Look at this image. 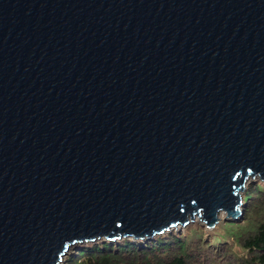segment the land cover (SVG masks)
<instances>
[{
	"label": "water",
	"instance_id": "95a60500",
	"mask_svg": "<svg viewBox=\"0 0 264 264\" xmlns=\"http://www.w3.org/2000/svg\"><path fill=\"white\" fill-rule=\"evenodd\" d=\"M264 182V0H0V264L150 238Z\"/></svg>",
	"mask_w": 264,
	"mask_h": 264
},
{
	"label": "trees",
	"instance_id": "16d2710c",
	"mask_svg": "<svg viewBox=\"0 0 264 264\" xmlns=\"http://www.w3.org/2000/svg\"><path fill=\"white\" fill-rule=\"evenodd\" d=\"M243 195L240 220L222 221L228 231L224 241L232 240L242 253L233 256V246L223 248L218 233L205 237L206 226L198 222L186 234L172 230L150 238L77 242L61 264H264V182L254 180Z\"/></svg>",
	"mask_w": 264,
	"mask_h": 264
},
{
	"label": "rangeland",
	"instance_id": "374dc122",
	"mask_svg": "<svg viewBox=\"0 0 264 264\" xmlns=\"http://www.w3.org/2000/svg\"><path fill=\"white\" fill-rule=\"evenodd\" d=\"M253 181L254 180H252V179H248L247 180V182L245 183V188L242 191L243 193H245V191H247V189L250 187V184H252ZM225 217H226V214H224L222 216L220 222L217 224V226L215 228L205 227L203 229L204 230L203 235H205V237H207L208 239H210V237H213V236H216L217 235L215 233H218V234H220L222 236L221 237V241L223 242L224 239H225V237H226L225 234H226V232H228V231H226L224 229V223L225 222L222 223V221H226V218ZM229 220H233V219H227V221H229ZM234 220H240V219H234ZM198 222H199L198 220H195V221L189 223L188 225H186L185 227L176 228V229H173V230H179V232L181 231L182 233L186 234V233H188L190 231H193L194 228L198 227V225H196V223H198ZM199 223H201V222H199ZM196 230H198V229H196ZM230 245L233 246V251H232L233 252V256H234V254H236V252L242 253V249L240 247L236 246L235 244H233V241L232 240H230V241H228V240L224 241L223 248L227 249L226 247L227 246H230ZM75 246H76V244L75 245H72L71 248L72 247H75Z\"/></svg>",
	"mask_w": 264,
	"mask_h": 264
},
{
	"label": "bare ground",
	"instance_id": "6f19581e",
	"mask_svg": "<svg viewBox=\"0 0 264 264\" xmlns=\"http://www.w3.org/2000/svg\"><path fill=\"white\" fill-rule=\"evenodd\" d=\"M224 214H225V213H224L223 211H221V212L219 213V217L222 218V216H223Z\"/></svg>",
	"mask_w": 264,
	"mask_h": 264
}]
</instances>
